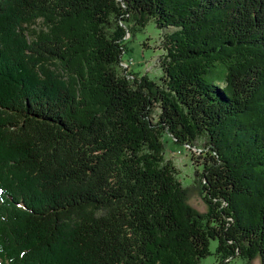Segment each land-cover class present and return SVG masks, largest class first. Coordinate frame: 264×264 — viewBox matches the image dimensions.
I'll return each instance as SVG.
<instances>
[{"label":"trees","instance_id":"obj_1","mask_svg":"<svg viewBox=\"0 0 264 264\" xmlns=\"http://www.w3.org/2000/svg\"><path fill=\"white\" fill-rule=\"evenodd\" d=\"M150 21L158 80L122 66ZM164 134L204 139L205 213ZM210 241L264 264V0H0V264H200Z\"/></svg>","mask_w":264,"mask_h":264},{"label":"rangeland","instance_id":"obj_2","mask_svg":"<svg viewBox=\"0 0 264 264\" xmlns=\"http://www.w3.org/2000/svg\"><path fill=\"white\" fill-rule=\"evenodd\" d=\"M162 30L155 27L153 21L146 26L132 33L130 38L124 39L125 52L122 55V66L128 73L142 76L147 75L150 79L158 80L161 76V69L158 65L159 58L163 55L161 48ZM164 145L163 156L169 160L177 170V179L183 188L187 189V203L198 213H205L207 206L202 199L200 184L196 172L202 171V159L207 148L204 146V139L196 141L193 148L176 144L169 135L162 136ZM217 241H210V255L200 260V264H219L215 257ZM227 261H225L226 263ZM228 264H245L239 259H233ZM251 264H260L254 260Z\"/></svg>","mask_w":264,"mask_h":264}]
</instances>
